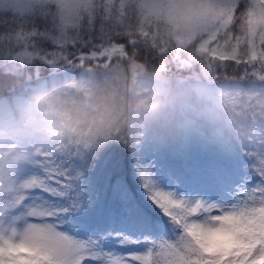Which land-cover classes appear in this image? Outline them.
<instances>
[{
	"label": "snow or ice",
	"instance_id": "1",
	"mask_svg": "<svg viewBox=\"0 0 264 264\" xmlns=\"http://www.w3.org/2000/svg\"><path fill=\"white\" fill-rule=\"evenodd\" d=\"M0 264H264V0H0Z\"/></svg>",
	"mask_w": 264,
	"mask_h": 264
}]
</instances>
